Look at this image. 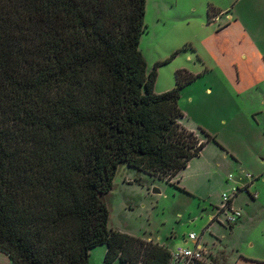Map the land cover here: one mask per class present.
I'll return each instance as SVG.
<instances>
[{
  "label": "trees",
  "instance_id": "trees-1",
  "mask_svg": "<svg viewBox=\"0 0 264 264\" xmlns=\"http://www.w3.org/2000/svg\"><path fill=\"white\" fill-rule=\"evenodd\" d=\"M145 5L0 0V251L11 264H88L100 245L102 264H168L166 248L109 229L102 200L120 164L184 192L172 179L215 142L181 124L192 77L176 71L172 89L153 92L158 64L147 72L138 49Z\"/></svg>",
  "mask_w": 264,
  "mask_h": 264
},
{
  "label": "rangeland",
  "instance_id": "rangeland-1",
  "mask_svg": "<svg viewBox=\"0 0 264 264\" xmlns=\"http://www.w3.org/2000/svg\"><path fill=\"white\" fill-rule=\"evenodd\" d=\"M143 22L146 71L158 64L153 92L172 89L176 71L192 77L179 92L181 123L215 142L172 179L184 192L120 164L102 197L107 227L168 251L193 247V233L209 264H264V72L248 64L264 50V0H146ZM230 186L240 187L231 199L242 218L225 225L215 214ZM104 252V245L91 249L88 264H102Z\"/></svg>",
  "mask_w": 264,
  "mask_h": 264
},
{
  "label": "built area",
  "instance_id": "built-area-1",
  "mask_svg": "<svg viewBox=\"0 0 264 264\" xmlns=\"http://www.w3.org/2000/svg\"><path fill=\"white\" fill-rule=\"evenodd\" d=\"M246 177L250 178L249 176ZM228 179H230V176H228ZM237 192L238 189L236 187H231L230 191L228 192L229 194L225 192L220 196V205L216 209L215 216L218 217L220 214H223L225 219L222 223L225 225H233L241 217V211L239 209H233L230 207L229 201L235 196ZM251 195L253 198L256 197V194ZM187 240L193 247L177 246L171 251H168L170 256L168 264H209L206 257L207 252L203 247L201 248V245L195 234H188Z\"/></svg>",
  "mask_w": 264,
  "mask_h": 264
},
{
  "label": "crops",
  "instance_id": "crops-1",
  "mask_svg": "<svg viewBox=\"0 0 264 264\" xmlns=\"http://www.w3.org/2000/svg\"><path fill=\"white\" fill-rule=\"evenodd\" d=\"M234 24H236V22L235 21H233V23L232 24H230V26L231 25H233V27L234 28H236V30H237V27L239 26V24H237V25H234ZM225 27H229V25H225ZM239 31H242V34H244V35H247L246 34V31H244V28H239ZM250 40V39H249ZM251 41V40H250ZM251 45H252V47L253 46H255V43L253 42V41H251ZM254 49V48H253ZM255 51V55L253 54L251 57H249L251 60H249L248 61V64H251V68H255V69H258V68H260V70H262L263 72H264V61H263V57H264V50H263V52H262V54H259V52H258V50H254ZM243 60H244V57L242 58ZM264 74V73H263ZM182 124V123H181ZM183 126V125H182ZM184 127V126H183ZM185 128V127H184ZM188 128V127H187ZM187 130H189V131H191L192 132V130H190L189 128L187 129ZM247 178V177H246ZM231 179V178H230ZM230 179H227V181H229ZM173 180H175V179H173ZM176 180H178L177 178H176ZM172 182H174V181H172ZM178 183H179V181H176V184L178 185ZM232 184V183H231ZM252 184V183H251ZM251 184H243V185H241V187L243 186V188H245L246 189V191L248 190L249 191V188H250V186H251ZM231 187H234V186H230V188ZM247 187H249V188H247ZM230 188H228L227 189V191L226 192H229L230 191ZM240 188V187H239ZM239 188H237L238 190H239ZM245 189H242V190H245ZM225 193V192H224ZM255 194V193H254ZM236 195V194H235ZM236 196H234L233 197V199L235 198ZM251 198L252 199H250L252 202L253 201H255L254 200V198L252 197V195H251ZM233 199H231L230 200V207H232V208H234L233 207ZM251 204V203H250ZM252 205V204H251ZM236 209H239L240 210V208H236ZM241 211V210H240ZM249 211H251V209H249ZM242 216V215H241ZM242 218V217H241ZM240 221V220H239ZM190 234V233H189ZM191 244V243H190ZM168 249V248H167ZM0 264H11V261L9 260V258L3 253V252H1L0 251Z\"/></svg>",
  "mask_w": 264,
  "mask_h": 264
},
{
  "label": "water",
  "instance_id": "water-1",
  "mask_svg": "<svg viewBox=\"0 0 264 264\" xmlns=\"http://www.w3.org/2000/svg\"><path fill=\"white\" fill-rule=\"evenodd\" d=\"M152 193H158V191L156 189H153Z\"/></svg>",
  "mask_w": 264,
  "mask_h": 264
}]
</instances>
